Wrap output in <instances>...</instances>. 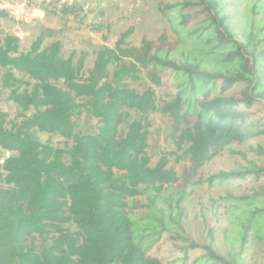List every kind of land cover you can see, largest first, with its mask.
<instances>
[{
	"label": "trees",
	"instance_id": "obj_1",
	"mask_svg": "<svg viewBox=\"0 0 264 264\" xmlns=\"http://www.w3.org/2000/svg\"><path fill=\"white\" fill-rule=\"evenodd\" d=\"M159 11L180 41L200 47L199 62L169 60L165 37L157 46L142 40L139 48L128 47L127 31L80 77L73 60L62 56L61 42L42 48L40 35L22 54L17 37L0 36L2 85L20 110L18 123L0 112V149L11 154L0 164V264H243L218 255L211 232L208 243L191 240L181 209L171 208L167 217L157 207L163 189L179 179L167 157L151 166L146 119L171 118L180 142L176 159L187 160L194 177L233 146H254L263 161L264 27L262 39L247 31L243 46L217 0H163ZM204 61L219 69L203 70ZM142 71L149 86L138 92L129 82ZM153 87H166L171 101L159 106ZM79 110L97 121L94 134L74 132L71 119ZM129 111L138 120L128 122ZM39 135H58L72 145L56 149ZM254 168L261 173L214 175L204 183H264V163ZM201 182L190 178L187 186ZM144 194L146 202L137 201ZM238 210L242 248L263 246L264 207ZM36 238L51 243L38 249Z\"/></svg>",
	"mask_w": 264,
	"mask_h": 264
},
{
	"label": "rangeland",
	"instance_id": "obj_2",
	"mask_svg": "<svg viewBox=\"0 0 264 264\" xmlns=\"http://www.w3.org/2000/svg\"><path fill=\"white\" fill-rule=\"evenodd\" d=\"M163 0H100L94 7H86L83 3H74L71 9L60 7L56 3L47 4L44 0H0V36L13 35L19 39L20 52L26 54L31 44L40 36H44L42 48L59 41L62 44V56L71 58L80 70V77H86L93 69L97 54L104 49H113L121 34L130 31L125 39L128 47L139 48L142 40L162 44L166 38L168 59L177 63H195L201 60L197 47L180 41L169 22L161 15L159 8ZM224 9V14L231 19L234 37L246 46L244 34L250 32L260 37L258 30L264 27V0H217ZM18 7L23 9L22 15H15ZM253 21V26H250ZM262 39V37H260ZM261 48H258V51ZM116 65L109 68L110 73ZM218 64L212 61L202 62V69L208 72L217 71ZM6 73L0 68V112L7 115V121L18 123L20 110L9 100V90L2 85ZM17 78L28 81L22 76ZM132 89L141 92L149 85L145 72L139 74L137 82H129ZM158 105L170 102L171 93L166 87H153ZM128 122L138 120L139 115L128 112ZM149 124L148 149L151 166H155L162 157L169 160V168L176 172L179 181L170 187H165L160 194L157 207L166 213L171 208L181 209L183 227L189 238L198 243L209 241L211 232L218 255L226 260H241L243 264H264V245L250 250L242 248L237 233L239 208L264 207V183L245 184L235 187L209 188L204 183L207 177L221 174L261 173L254 167L262 166L258 156L251 151L254 146L230 147L222 154L200 169L196 177L201 178L200 184L192 187L187 182L195 179L190 163L187 160L178 161L179 140L173 133V121L166 115L151 114L147 117ZM71 123L76 134H94L98 123L85 110L74 113ZM187 126L182 125L181 131ZM40 141L50 144L56 149H67L72 145L58 135H39ZM11 154L0 151V164ZM192 176V177H191ZM149 194V193H148ZM185 195V197H184ZM249 198L250 201L225 203L220 198ZM256 195H259L256 197ZM147 195L137 198L145 203ZM184 197V201L178 203ZM138 211L137 213H139ZM74 231V226L65 227ZM36 248L48 246L49 238H36Z\"/></svg>",
	"mask_w": 264,
	"mask_h": 264
},
{
	"label": "built area",
	"instance_id": "obj_3",
	"mask_svg": "<svg viewBox=\"0 0 264 264\" xmlns=\"http://www.w3.org/2000/svg\"><path fill=\"white\" fill-rule=\"evenodd\" d=\"M44 3L47 4L56 3L60 7H66L68 9H71L74 3H83L86 7H94L97 5V3H100V0H44ZM22 13H23V9L21 7H18L16 11H14V14L17 16L22 15Z\"/></svg>",
	"mask_w": 264,
	"mask_h": 264
}]
</instances>
